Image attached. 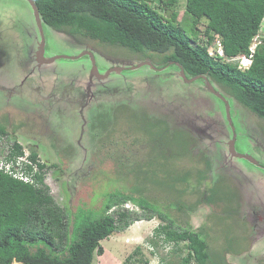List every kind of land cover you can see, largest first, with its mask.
<instances>
[{"label": "rangeland", "instance_id": "374dc122", "mask_svg": "<svg viewBox=\"0 0 264 264\" xmlns=\"http://www.w3.org/2000/svg\"><path fill=\"white\" fill-rule=\"evenodd\" d=\"M184 8L185 0H176L161 12L180 17ZM205 25L201 21L199 30ZM22 29L33 34V45L39 41L28 1L0 0V124L9 133L0 139V158L10 156L13 135L24 153L34 149L46 166L43 181L50 195L69 215L80 210L82 217L99 218L109 195L120 193L166 215L161 220L132 201L114 206L108 212L112 216L126 210L130 218L143 220L102 240L104 253L94 254L91 264H183L187 243L156 232L169 222L175 230L198 231L213 264H264L263 120L207 80L227 101L229 123L225 104L204 80L186 83L173 65L156 70L162 55H133L45 27L46 57H75L88 50L101 72L109 66L127 68L109 75L103 86L93 85L80 112L84 98L75 94L86 95L89 57L60 58L29 74ZM8 35L20 50L5 43ZM262 39L264 19L253 42ZM252 56L249 50L224 57L250 65ZM140 61H149L153 69L131 68ZM30 88L37 93L29 96ZM42 88L52 96L40 94ZM232 137L236 153L258 166L229 154ZM146 215L152 219L145 220Z\"/></svg>", "mask_w": 264, "mask_h": 264}, {"label": "trees", "instance_id": "16d2710c", "mask_svg": "<svg viewBox=\"0 0 264 264\" xmlns=\"http://www.w3.org/2000/svg\"><path fill=\"white\" fill-rule=\"evenodd\" d=\"M33 3L44 27L66 32L76 39L124 49L133 55H162L160 68L173 65L187 79L205 76L264 121V39L256 45L252 62L244 70L208 57L205 46L217 38L225 56L248 55L262 26L264 0H185L180 17L176 12L168 17L161 12L173 7L176 0H33ZM204 20L206 25L201 31L199 24ZM199 35L205 37V44L198 43ZM6 128V124H0V139L9 137ZM11 144L7 160L23 155L14 135ZM28 159L37 168L32 184L0 171V264H91L94 254L104 253L102 240L134 221L143 220L130 218L126 210L117 211L115 216L108 213L126 202H135L161 220L166 219L161 212H151L148 203L141 204L122 193L109 195L100 208L99 218L82 217L80 210L69 215L50 195L43 181L46 166L38 161L34 149ZM144 219L149 221L152 217L146 215ZM172 225L169 222L156 232L163 233L168 241L187 243L189 252L183 264H213L198 231L175 230Z\"/></svg>", "mask_w": 264, "mask_h": 264}, {"label": "water", "instance_id": "95a60500", "mask_svg": "<svg viewBox=\"0 0 264 264\" xmlns=\"http://www.w3.org/2000/svg\"><path fill=\"white\" fill-rule=\"evenodd\" d=\"M27 1H28L29 5H30V7L32 9L35 25H36L38 33L40 35V43L38 44L37 50L35 52V60H36V63L38 65L51 64L55 60H58L60 58H62V59H67L68 58V59L74 60V59L81 58L82 56L87 54L88 57H89L90 63H91V67H90L89 75H88L89 76V80H91L92 78H95V79H98V80H103V79L107 78V76L111 72H115V73H119L120 72L121 68L117 67V68H114V69L108 71L107 73L100 74L98 72V70H97L95 59H94L93 55L91 53H89V52L88 53H81V54H79V55H77L75 57L55 56V57H51V58H47V59L44 58L43 46H44V42L45 41H44V36H43V30H42V27H41L42 23H41L37 8L35 7L33 1L32 0H27ZM144 65H148L150 68L153 69V67H151V65L149 63H141V64L137 65L136 67H133V69H138V68H140L141 66H144ZM180 74H181L184 82H186V83H191V82H193L195 80H198V79L204 80L206 85H207V87H208V89H209V91H211V93H213L216 97H218L225 104L227 120L230 123V121H229V105H228L227 101L219 93H217L212 88V86L209 84V82H207V79L205 78V76H196V77L187 79L185 74H184V72L181 69H180ZM87 89H89V86L87 87ZM234 142H235V137H232V139L228 143V152H229V154L232 157L244 159V160L248 161L249 163H251V164H253L255 166H258V163L254 159H252L251 157L246 156V155H240V154L236 153V151L234 149Z\"/></svg>", "mask_w": 264, "mask_h": 264}, {"label": "built area", "instance_id": "2783aa9c", "mask_svg": "<svg viewBox=\"0 0 264 264\" xmlns=\"http://www.w3.org/2000/svg\"><path fill=\"white\" fill-rule=\"evenodd\" d=\"M200 37L201 36H199V38ZM260 42L261 41H254L249 50L254 53L256 45L260 44ZM203 44H205V42ZM205 46L208 57L222 63L236 64L240 70L248 68V62L246 60L241 59L237 61L236 58H225L223 47L219 39L213 38V40L209 44H205ZM29 169L31 171H29ZM36 170V165L28 159V154L26 153L22 156L15 157L13 160H2V158H0V171L22 182L32 184V175Z\"/></svg>", "mask_w": 264, "mask_h": 264}, {"label": "flooded vegetation", "instance_id": "af4514ba", "mask_svg": "<svg viewBox=\"0 0 264 264\" xmlns=\"http://www.w3.org/2000/svg\"><path fill=\"white\" fill-rule=\"evenodd\" d=\"M41 27H42V30H43V36H44V26H43V24L41 25ZM37 28V27H36ZM36 34V33H35ZM21 35H24V37L23 38H21L24 42H25V44H26V55H24L25 56V59H26V63H27V65L29 66V68H30V70L28 71V73L29 74H33L34 73V71H39V69H40V65H38L37 63H36V60H35V52H36V50H37V47H38V44L40 43V35H39V33H38V31H37V35H38V37H39V41L38 42H36L35 43V45H33V40H31L30 38L33 36V34H29V33H27L26 32V30L25 29H22L21 30ZM12 38H14V37H12V36H10V35H8V38L6 39V36H5V43H6V40H7V45L9 46V45H11V47L13 48V49H19L20 50V46H18V45H16V46H14V42H13V39ZM44 41H45V37H44ZM46 44V42H44V46H43V49H44V58H50V57H46L45 55L48 53L47 52V49H46V47L48 46L49 47V45H47ZM91 53L90 51H88V50H83V53ZM34 53V54H33ZM92 55H93V53H91ZM85 56V58H88V55L86 54V55H84ZM94 57V56H93ZM95 59V58H94ZM95 62H96V59H95ZM97 63V62H96ZM141 63H149L150 64V62L149 61H140L139 63H137L134 67H136L137 65H139V64H141ZM151 65V64H150ZM96 66H97V70H98V72L100 73V74H104V73H107L108 71H110V70H112V69H114V68H117V67H115V66H109L108 68H106L105 70H102L103 72H101L100 70H99V65L98 64H96ZM144 66H147L148 68H150L148 65H144ZM144 66H141V67H144ZM90 67H91V65H90ZM118 68H121V70H120V72L118 73V74H121L124 70H127V68H125V67H121V66H118ZM131 68H133V67H131ZM151 69V68H150ZM161 69H163V68H157L156 70L158 71V70H161ZM129 70V69H128ZM130 70H132V69H130ZM135 70V69H134ZM89 73V72H88ZM115 72H111L109 75H111V74H114ZM89 75V74H88ZM109 75L107 76V77H109ZM26 77V76H25ZM105 79H107V78H105ZM105 79H103V80H98V79H95V78H92L91 80H89V76H88V81H87V84H86V87H85V91H84V93H86V95H79V92L77 93V94H75V95H77L78 97H80V98H84V103H85V101H89V97L90 96H92L91 95V91H90V88L93 86V85H95V86H97V85H100V86H103L104 84H103V81H105ZM26 80L27 79H25V82H26ZM90 84V85H89ZM40 85H41V87H42V82H41V80H40ZM89 86V89H87V87ZM41 87H38V88H41ZM36 89H34V88H30V90H29V92H28V95L29 96H32V95H34V94H36L37 92L35 91ZM40 91V94H41V91H43V92H45V95L47 94H49V96H52V93H47V91L45 90V88H42V89H39ZM27 94V93H26ZM44 95V96H45ZM42 96V95H41ZM81 104L79 107H80V112L83 110V108L86 106V103L85 104Z\"/></svg>", "mask_w": 264, "mask_h": 264}, {"label": "clouds", "instance_id": "9594fccd", "mask_svg": "<svg viewBox=\"0 0 264 264\" xmlns=\"http://www.w3.org/2000/svg\"><path fill=\"white\" fill-rule=\"evenodd\" d=\"M33 1V0H32ZM200 36V35H199ZM198 43L201 45V43H200V40L198 41ZM250 65H248V67H249ZM23 154H24V152H23ZM29 154H30V152L28 153V156H29Z\"/></svg>", "mask_w": 264, "mask_h": 264}]
</instances>
